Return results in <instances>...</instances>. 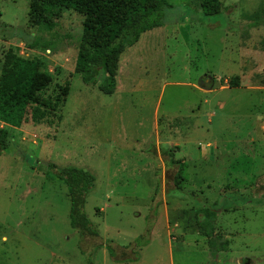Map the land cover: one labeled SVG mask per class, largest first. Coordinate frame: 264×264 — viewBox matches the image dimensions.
<instances>
[{
  "label": "rangeland",
  "instance_id": "1",
  "mask_svg": "<svg viewBox=\"0 0 264 264\" xmlns=\"http://www.w3.org/2000/svg\"><path fill=\"white\" fill-rule=\"evenodd\" d=\"M168 1L173 8L165 33L138 49L121 70L119 93L108 95L98 83L84 84L75 71L83 15L65 9L55 28L35 26L30 0H0V75L4 55L13 51L42 61L39 97L56 96L67 82L71 87L60 123L35 122L36 103L27 106L21 126L0 122L10 135L0 154V264H121L106 242L128 247L142 236L134 251L138 260L123 264H264V90L222 88L226 77L238 73L242 41L249 61L262 66L263 76L253 75L251 86L264 78V26L252 28L245 40L231 27L244 16L245 22L259 18L264 0H221L223 13L202 20L201 0ZM226 17L236 22L230 25ZM204 74L217 81L213 94L195 87ZM157 107L159 135L153 127ZM115 136L129 147L111 144ZM221 147L229 154L214 165ZM183 157L191 162L189 182L182 178V189L174 188ZM127 160L134 165L124 168ZM49 163L96 174L85 213L101 246L83 251L85 242L69 216L68 187ZM255 189L263 193L251 202L247 196ZM165 191L170 207L177 199L186 206L175 214L178 222L196 231L182 236L173 227L170 239ZM207 204L222 209L216 233L230 241L216 255L195 218Z\"/></svg>",
  "mask_w": 264,
  "mask_h": 264
},
{
  "label": "trees",
  "instance_id": "2",
  "mask_svg": "<svg viewBox=\"0 0 264 264\" xmlns=\"http://www.w3.org/2000/svg\"><path fill=\"white\" fill-rule=\"evenodd\" d=\"M201 5L203 13L200 20L207 15L223 13L221 0H201ZM172 8L168 0H30L29 22L35 26L46 25L55 28L65 9L83 15V30L77 46L75 71L80 74L84 84L98 83L100 91L111 95L117 90V72L122 54L136 44L143 33L166 25L167 12ZM182 20L185 18L183 17L181 22ZM226 21L230 25L233 23L229 17H226ZM262 26L264 5L261 6L259 18L231 27L238 28L240 33ZM41 67L42 61L38 58L22 57L13 51L6 52L0 75V122L21 126L26 108L32 103L38 104L33 110L35 122L46 121L54 124L55 118L58 123L63 120L62 112L70 94V82L59 85V92L54 97H39L38 92L42 90L38 79ZM230 86H240L238 76L231 78ZM9 139L8 129L0 127V154L7 148ZM24 158L27 157L24 155ZM29 164L37 168L39 162L31 161ZM48 168L55 172L59 179L64 180L68 187L69 216L72 226L81 232L85 242L83 251L101 246L103 242L98 239V230L85 213L87 195L96 186V174L91 169L74 165L59 167L55 163H49ZM182 178L181 166L176 174V188L182 189ZM259 193L263 192L255 189L247 197L251 202H255ZM246 199L244 203L249 202ZM216 204L204 205L198 208L195 214L196 223L200 232L207 237L213 255H216L215 252L227 250L230 244L225 235L216 233L218 214L222 211ZM224 210H227V207ZM150 232L152 231L148 234ZM141 239L146 238L138 237L136 244H139ZM108 242L106 246L113 248L115 256L111 257L116 261L138 260L134 252L136 244L125 247L114 242L111 246Z\"/></svg>",
  "mask_w": 264,
  "mask_h": 264
},
{
  "label": "crops",
  "instance_id": "3",
  "mask_svg": "<svg viewBox=\"0 0 264 264\" xmlns=\"http://www.w3.org/2000/svg\"><path fill=\"white\" fill-rule=\"evenodd\" d=\"M238 7V6H237ZM259 13V12H257ZM245 15V14H244ZM251 15V14H249ZM256 16H258L255 12ZM246 20H248V16H244L242 19H240V21L242 22H245ZM233 22H236V21H233ZM251 31V29L245 31V32H242L240 33V36L243 40H245V36L247 33H249ZM165 33V28L164 26H161V27H156L152 30H149L145 33L142 34L140 40L134 44L132 47H130L125 53L122 54L121 58H120V61H119V67H118V72H117V90L114 94H118L119 93V88H121V85H120V79H119V75L121 73V70H127V67L125 65H128L129 63V59L130 58H133L134 55H137V51L139 49V52H140V47L142 46V48H147L148 45L150 43H152V41H154V38H156V40H159L162 36V34ZM143 42V43H142ZM241 49L242 52L240 53V61H239V69H238V73L237 75H234V76H238L239 77V82H240V86H237L238 87H250V88H253V89H262L264 90V78L263 80L259 79L258 82L256 83H253V86H251V80L253 79L254 76H257V77H262L263 75H261V73L259 72V68H261V63H257V64H254L252 63L251 61H249V56L248 54L246 53V43L245 42H241ZM132 48H135L132 50ZM132 50V51H131ZM131 51V52H130ZM78 54V51L76 53V55ZM255 72L259 73V74H254ZM254 75V76H253ZM234 76H228L224 79V83L225 85L222 86L225 87L224 89H231L233 87H231L229 84L227 85L226 83H228V80L227 78H232ZM206 78V83H204L202 80H205ZM197 90H199L200 92H202L203 94L205 95H209V94H213L217 89V81L211 76V75H208V74H204L203 77L201 78V82L199 85H196L195 86ZM205 102H207V99L205 100ZM159 107H157L155 109V116H154V122H153V127H154V130L158 133L159 135V130H160V118H159V114H158V109ZM110 143H115L117 145L120 146L121 149H125L129 147V144H127V142L123 139H119V137L115 136L112 140H110ZM170 143V142H169ZM158 144L161 146V142H160V139L158 138ZM172 144V142H171ZM173 145V144H172ZM174 145H177L178 146V150H180V146L178 144H174ZM173 145V146H174ZM157 147V155H159L162 159V161L164 162V171H165V174L164 176L166 177V171H167V167H166V163L165 161L163 160L162 158V149ZM130 149V148H129ZM224 147H221L217 149V152H216V155H217V160L214 161H211L213 162L214 165H216L217 163H219V161H224L226 158L225 156H227L229 153L228 151L224 152ZM140 152H142V150L140 149L139 150ZM152 155L149 154V157H151ZM221 157V158H220ZM191 159V158H189ZM183 160V163H184V166H183V181L188 183L189 182V177L188 179L185 177V172H186V169L190 166L191 162H189L187 160L186 157H183L182 158ZM195 162H204V159H195L194 160ZM206 162V161H205ZM211 162L208 161V164H211ZM122 164H123V167L124 168H129V166H132L134 165L133 164V161H130V160H127V161H122ZM207 164V162H206ZM179 165H181L179 163ZM101 172H103V169L101 168L100 170ZM229 175H231V173L229 172ZM165 179V178H164ZM176 188V187H174ZM173 188V189H174ZM163 200H164V205H165V217L169 223V236H170V239L172 238V234H173V231H172V228L175 230V228H179L180 230L179 231H182V236H185L186 234H188V232L190 231H196L193 229V227H185V225L183 226L182 224H180V222H178V219L175 218V214L176 213H182L183 210L186 209V206L182 203V200L181 199H177L173 205H169V202L167 200V191H165L163 193ZM175 218V219H174ZM173 220H176V222H173ZM182 241H185L182 240ZM108 254V252L105 250V255ZM138 262V261H137ZM121 264H123L124 262H119Z\"/></svg>",
  "mask_w": 264,
  "mask_h": 264
}]
</instances>
